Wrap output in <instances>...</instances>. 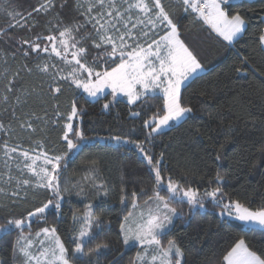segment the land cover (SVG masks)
<instances>
[{"label":"trees","instance_id":"16d2710c","mask_svg":"<svg viewBox=\"0 0 264 264\" xmlns=\"http://www.w3.org/2000/svg\"><path fill=\"white\" fill-rule=\"evenodd\" d=\"M42 2L0 0V29L6 30L5 35L0 37V50L9 54L7 64H4V57L0 53V72L5 67L10 71L21 69L20 77L14 82L15 87L35 88L41 93L39 96L34 93L24 105L15 104L14 97L18 94L15 91L7 93V104L0 102V121L7 130L0 132V168L3 166L2 146L5 142L9 146H19L36 153L40 150L36 142L41 141L42 150L49 155L63 154L67 150L66 142L62 140L64 126L68 122L71 102L75 100L77 108L82 109V112L78 119H74L73 126L82 127L89 139L81 142L80 147L68 155L70 157L66 160V170L61 174V183L62 186L67 185L69 191L64 194L60 210L57 212L51 209L45 217L47 223L34 222L31 231L34 234L40 228L55 226L72 252L75 227L72 217L84 213L91 204L105 223L93 229L96 239L86 244L85 253L89 247L95 248L96 243L101 241H107L109 248L100 254L76 255L73 264H112L117 259L119 264H131L141 248L137 245L126 248L120 240L119 224L123 216L131 211L130 203L127 207L120 203L121 183L126 184V192L130 194L133 188L137 193L141 187L150 190L154 180L135 144L117 142L110 137L129 135L133 141H144L147 130L143 127V121L160 108L162 95L148 98L145 106L139 102L133 105L124 99H116L109 109H103V104L112 100L110 93L90 99L81 89L67 82L59 85L62 88L59 94L52 93L48 76L38 72L35 64L50 61L60 68L65 65L54 54L49 56L40 52L39 55L32 53L28 58L23 57V49L18 41H33L37 35L46 37L53 34L55 29L50 31L49 21L55 23L58 20L57 13L64 23L82 21L83 17L74 10V0H68L63 9L59 7L60 0H57L56 9L48 14L34 12L33 9ZM162 3L173 13L174 22L180 28L181 39L198 54L201 63L205 65V71L190 79L182 89L184 101L193 107V112L187 119L155 136L150 154L158 156L163 152L166 170L185 186L190 184L199 187L201 193L205 188L216 186L213 178L219 170L225 177L221 187L229 197L241 200L254 210L260 208L264 206V159L259 157L257 148L264 143V79L251 67L247 71L236 72L234 66L239 63L235 55L237 48L249 55L256 46L259 30L264 28V0H230L231 8L241 11L249 21L248 31L235 45L223 41L209 25L196 19L194 14L184 12L178 7V0H162ZM30 12L32 18L28 20V25L31 26L33 20L37 21L34 27H9L16 20L24 24ZM84 31H91V26L81 29L80 34ZM38 42L44 45L47 41ZM83 46L88 48L89 59L97 54L90 41ZM13 51L16 52L15 59L10 55ZM25 63L33 69L31 74L22 70ZM252 64L264 72V59L260 54L253 56ZM6 82L0 76V97L6 94ZM13 107L16 118L12 115ZM57 112L63 118L57 117ZM132 112H140V116H132ZM31 113L43 118L32 119L36 128L34 133L19 127L20 121L27 119ZM246 120L250 122L245 126ZM220 121L225 125L232 122L237 129L239 134L234 143H225L226 136L221 131ZM69 138L75 139L72 134H69ZM221 143L225 145L223 150L219 148ZM217 152L219 160L215 159ZM92 160L99 162L96 183H103L107 196L99 195L83 179L89 174V162ZM254 161H259L256 167H252ZM13 172L19 175L15 168ZM28 175L26 173V178ZM185 176L186 180L183 179ZM209 180H213L211 185ZM80 187L84 188V192L78 195ZM161 194L167 196V193ZM52 198L50 193L41 192L35 198L30 193L29 199L15 205L7 199L0 200V203L7 205L0 207V225L6 224L9 219L25 217L28 211ZM139 202L143 204V197H139ZM172 206L182 210L183 218L178 216L160 239L164 245L168 239L174 238L177 241L185 253L183 264H222V256L240 238L245 239L253 251L264 255V232L233 217L220 216L221 209L213 200L206 201L204 210H192L186 200L183 204L173 201ZM24 232L27 234L29 229L25 228ZM18 235L16 230L10 234L0 233V259L7 260L8 264H20L12 258V245Z\"/></svg>","mask_w":264,"mask_h":264},{"label":"snow or ice","instance_id":"6c2138e0","mask_svg":"<svg viewBox=\"0 0 264 264\" xmlns=\"http://www.w3.org/2000/svg\"><path fill=\"white\" fill-rule=\"evenodd\" d=\"M67 2L68 0H60L59 7L63 9ZM56 7L57 0H43L33 11L48 14ZM178 7L209 25L218 37L229 45L238 44L239 38L248 31L249 21L246 15L239 10H233L230 0H178ZM73 8L83 17L82 21L64 23L63 18L57 13L58 20L55 23L49 21L50 31L55 29L53 34L46 37L37 35L33 41L26 39L18 41L23 49V57L28 58L32 53L39 55L40 52L49 56L54 54L55 58L65 65L64 68H60L50 61L35 64L38 72L48 76L52 93L59 94L62 91L59 85L63 82L76 89H82L91 97H96L110 88L112 100L103 104V109H109L119 94H124L130 104L136 105L139 102L141 106L147 105L148 98L162 94L160 108L143 121V127L147 130L144 141H133L129 135L110 137L117 142L135 144L149 166L154 180L150 190L141 187L137 193L133 188L130 194L126 192V184L121 183L120 203L126 207L130 203L131 211L123 216L119 224L120 240L126 248L142 246V251L136 253L131 264H183L185 253L177 241L174 238L168 239L164 245L160 239L167 233L174 218L178 216L183 218L182 210L172 206L173 201L183 204L186 200L190 207H203V199L211 198L221 209V216L233 217L244 224L258 225L264 232V206L254 210L241 200L229 197L221 187L225 177L219 170L215 172L213 178L216 186L205 188L201 193L199 187L190 184L185 186L166 170V157L163 152L158 156L150 154V146L155 136L160 135L165 128L173 126L174 123L187 119L193 112V107L184 101L182 89L187 81L196 78L205 68L198 54L181 39L180 28L178 23L174 22L173 13L169 8L165 7L162 0H74ZM31 18L30 12L24 24L16 20L15 24L9 27L29 26L28 20ZM37 23L33 20L29 28ZM88 26H91V31L80 34L81 29ZM5 32V29H0V37L4 36ZM40 40L49 43L42 45L38 42ZM89 41L91 47L97 50V54L92 55L91 59L88 48L83 46ZM255 54H260L264 59V28L259 30L256 46L249 55H245L238 48L235 50L239 63L234 66L236 72L247 71L251 67L253 71L259 72L261 79H264V72H260L252 64ZM2 55L4 64H7L9 54ZM10 55L15 59L16 52L13 51ZM20 70L10 71L5 67L3 72H0V76L7 81L6 94L0 97V102L7 104L9 102L7 93L14 91L18 93L14 97L16 105L26 104L34 93L37 96L41 95L35 88L30 90L23 86L15 87L14 82L20 77ZM22 70L28 74L33 71L26 63ZM81 112L82 109H78L73 100L62 136L67 145V150L63 154L49 155L42 150L41 141L36 142L40 150L35 155L30 154L28 150L21 151L19 146H9L7 142L2 146L4 159L0 168V200L7 199L15 205L29 199L30 193L32 198L41 192H48L53 197L28 211L25 217L9 219L6 224L0 225V232L5 234H10L14 230L19 232L12 245V258L20 264H73L77 254H100L102 250L109 248L107 241H101L96 243L95 248L89 247L85 253L86 244L96 239L93 229L105 223L101 214H98L91 204L84 213L79 216L74 214L72 217L75 226L72 252L59 236L55 226L40 228L34 234L31 231L34 222L47 223L45 217L51 209L57 212L60 210L64 194L69 191L68 186H62L61 183V174L67 167V157L71 151L79 148L81 142L89 139L82 127L74 128L71 122L78 119ZM130 114L140 116V112ZM12 115L16 118L15 107ZM56 116L63 118L59 112ZM33 118L43 119L31 113L27 119L20 121L19 127L36 132ZM44 122L47 123L46 120ZM249 122L246 120L245 126ZM220 124L221 131L226 136L225 143H234L239 133L232 122L225 125L220 121ZM3 131L7 130L0 121V132ZM69 134L75 139H70ZM224 146V143H221L220 150H223ZM257 152L259 157L264 159V143L260 144ZM17 153L18 156L14 155ZM215 159H220L219 152ZM257 163L259 161H254L252 167H256ZM98 164L96 160L90 161L89 174L83 179L89 182L99 195L107 196L108 192L104 189L103 183H96ZM13 168L19 175L14 174ZM26 173L29 174L27 178ZM183 179L186 180L187 177ZM213 180L208 181L209 185ZM83 192L84 188L80 187L77 194ZM161 193H167V196ZM139 197H143V204L139 202ZM0 207L7 205L0 203ZM25 228L29 229L27 234L24 232ZM0 264H8V261L0 259ZM112 264H119V260H114ZM222 264H264V255L253 251L248 242L240 238L222 256Z\"/></svg>","mask_w":264,"mask_h":264},{"label":"rangeland","instance_id":"374dc122","mask_svg":"<svg viewBox=\"0 0 264 264\" xmlns=\"http://www.w3.org/2000/svg\"><path fill=\"white\" fill-rule=\"evenodd\" d=\"M241 1V0H240ZM47 43H49V42H46V44ZM50 46V45H49ZM69 58H71L70 56H69ZM204 71H205V69H204ZM203 71V72H204ZM203 72H201V73H203ZM201 73H199V74H201ZM198 74V75H199ZM188 82V81H187ZM186 82V83H187ZM81 91L82 92H84L82 89H81ZM85 94H86V96L88 97V98H90V99H97V98H100V97H102V96H104V95H106V94H108V93H111V89L110 88H108V89H105L104 90V92L103 93H101V94H98L96 97H91V96H89L86 92H84ZM162 95V94H161ZM117 99H124V100H126L127 102H128V100H127V97L124 95V94H119L118 96H117ZM72 123L74 122V119L71 121ZM178 123H180V122H176V123H174V124H178ZM173 124V125H174ZM170 127H167V128H165L164 130H167V129H169ZM163 130V131H164ZM80 147V146H79ZM78 149V148H77ZM20 150L21 151H23V150H27V149H22V148H20ZM28 151H30V150H28ZM30 154H32V155H35L36 153L35 152H33V151H30ZM14 155H16V156H18V153L17 154H14ZM68 157H70V156H68ZM68 157H67V159H68ZM20 159H23L22 157H20ZM40 162L38 161V164H39ZM208 200H212L211 198H204L203 199V201H202V203H203V207H191V209L192 210H196V209H202V210H204V209H206V201H208ZM220 212L221 211H219V214H220ZM221 216V215H220ZM222 217H224V216H222ZM176 219H177V217L176 218H174V220H173V224L175 223V221H176ZM173 224L170 226V227H172L173 226ZM0 233H2V232H0ZM139 248H141V251H142V246H140V245H137ZM128 248H130V247H128ZM77 255H79V256H82L83 254H77Z\"/></svg>","mask_w":264,"mask_h":264},{"label":"water","instance_id":"95a60500","mask_svg":"<svg viewBox=\"0 0 264 264\" xmlns=\"http://www.w3.org/2000/svg\"><path fill=\"white\" fill-rule=\"evenodd\" d=\"M239 221V220H238ZM241 222V221H240ZM246 225H248V226H250V227H252V228H256V229H259V226L258 225H250V224H246ZM260 230V229H259Z\"/></svg>","mask_w":264,"mask_h":264}]
</instances>
